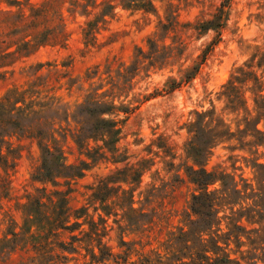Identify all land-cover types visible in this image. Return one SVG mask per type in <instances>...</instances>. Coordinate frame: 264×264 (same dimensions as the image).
<instances>
[{
  "label": "trees",
  "instance_id": "obj_1",
  "mask_svg": "<svg viewBox=\"0 0 264 264\" xmlns=\"http://www.w3.org/2000/svg\"><path fill=\"white\" fill-rule=\"evenodd\" d=\"M116 1L127 8L154 11L153 0H43L27 10L19 7V0H0V69L10 67L20 56L40 47L65 46L69 38L68 21L77 16L91 15L84 23L83 36L86 43L92 44L97 29L112 15ZM233 2L219 0L210 15L195 22L193 30L197 35L211 32L210 41L179 80L171 78L161 90H154L143 100L171 93L196 77L221 41ZM174 24L175 19H169L162 30H171ZM148 45L146 58H151L150 54L157 49L151 39ZM172 50L164 54V62L171 57ZM176 50V55H181L183 46L179 44ZM157 61L156 57L151 58L149 65L154 66ZM263 62L259 60L257 66ZM139 63L137 58L130 67L119 66L116 71L109 64L103 71L94 66L82 78L70 75L68 63L62 64L63 69L52 67L46 73H40L42 66H37L27 83L0 95V165L13 169L20 152L17 143L34 142L39 164L32 178L41 183L20 204L22 222L18 230L10 226L0 237L1 261L16 252H30L29 264H68L63 251H77V242L92 260L101 262L112 256L104 240L111 216L114 223H124L118 225L123 227L121 233L128 226L152 223L151 216L134 206V191L143 171L134 166L99 178L91 187L88 206L75 210L73 217L68 206L72 181L99 162L122 160L117 143L125 121L138 104L130 106L119 98L130 88ZM251 66L244 64L238 68L222 86V94L231 112H245L238 140L251 137L245 142L247 145L264 146V129L258 126L264 120V93L257 75L249 69ZM245 85L253 93L250 109L245 105L242 89ZM61 89L67 91V96L76 89L78 95L70 102L59 93ZM189 131L192 136L186 153L192 164L187 166L186 176L195 192L191 195L186 223L167 232L159 246L139 252L135 260H130L133 249L128 247L116 263L264 264V162L257 158L252 161L255 185L239 177L240 185L234 173L217 168L208 170L205 166L214 145L233 139L235 133L229 126L219 117L202 111L195 113ZM68 140L78 153L72 163L67 161L64 151ZM88 207H92V214L87 213ZM63 232L70 233V241L60 239ZM244 246L246 249H242Z\"/></svg>",
  "mask_w": 264,
  "mask_h": 264
},
{
  "label": "rangeland",
  "instance_id": "obj_2",
  "mask_svg": "<svg viewBox=\"0 0 264 264\" xmlns=\"http://www.w3.org/2000/svg\"><path fill=\"white\" fill-rule=\"evenodd\" d=\"M19 1V7L27 10L43 0ZM218 3L219 0H153L154 11L144 12L116 1L112 15L97 29L92 44L86 43L83 36L84 23L91 15L77 16L68 21L69 38L65 46L40 47L20 56L10 67L0 69L2 95L12 87L27 83L37 66H42L40 73H46L52 67L63 69L62 64L68 63L70 75L82 78L85 71L94 66L103 71L109 64L111 70L116 71L119 66L127 68L135 59L140 60L130 88L119 98L130 106L138 104L125 121L117 143L122 160L99 162L81 178L72 181L68 206L73 217L75 210L82 205L88 206L91 187L99 178L134 166L143 169L134 191V206L151 216L152 223L128 226L121 233L123 227L118 228V225L124 226V223H114L111 216L108 219L110 230L104 239L112 253L111 258L96 262L82 245L75 242L77 251H63L68 264H117L118 257L128 247L133 249L130 260H135L139 252L159 246L167 232L175 231L186 223L191 195L195 192V186L186 176V168L192 164L186 147L192 136L189 123L194 120L196 112H210L235 133L233 139L212 147L206 168L224 169L226 173H234L236 180L242 177L255 185L252 161L257 158V161L264 162V146L247 145L245 142L252 140L251 137L238 140L245 112L233 113L226 107L222 86L238 68L251 64L249 69L257 75L264 93V62L257 66L259 60L264 61V0H234L221 41L196 77L171 93L143 100L154 90H161L171 78L179 80L184 69L197 60L212 33L197 35L192 27L196 21L210 15ZM172 18L175 19L174 28L164 32L162 25ZM149 39L155 42L157 49L156 53L150 54L151 58L158 59L154 66L149 65L151 58H146L150 51ZM179 44L183 46L182 54L176 55ZM138 49H141V54H138ZM169 50H172L171 57L164 62V54ZM248 86L242 89L246 108L250 109L253 93ZM59 93L70 102L78 95L76 89L70 96L64 89ZM258 126L264 129V120ZM17 144L20 152L14 168L0 165V237L10 226L18 230L22 222L20 204L41 186L32 178L39 164L37 146L29 140H21ZM64 151L68 162L76 161L78 153L71 141L65 142ZM238 181L241 185L242 182ZM87 213L92 214V207L87 208ZM60 239L70 241V233L63 232ZM30 256V252H16L5 261L0 259V264H29Z\"/></svg>",
  "mask_w": 264,
  "mask_h": 264
}]
</instances>
